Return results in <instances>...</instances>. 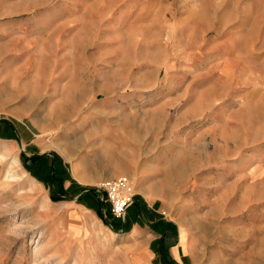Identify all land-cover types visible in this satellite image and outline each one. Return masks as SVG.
<instances>
[{"label": "rangeland", "instance_id": "1", "mask_svg": "<svg viewBox=\"0 0 264 264\" xmlns=\"http://www.w3.org/2000/svg\"><path fill=\"white\" fill-rule=\"evenodd\" d=\"M78 13L77 31L59 22ZM12 19L0 44V264H161L162 245L179 264H264V0H0V24ZM42 39L49 54L31 47ZM48 147L88 183L33 178L30 150ZM119 175L133 182L128 207L154 200L170 233L142 231L130 247L97 228L80 249L56 202L83 194L105 207L99 183Z\"/></svg>", "mask_w": 264, "mask_h": 264}, {"label": "crops", "instance_id": "2", "mask_svg": "<svg viewBox=\"0 0 264 264\" xmlns=\"http://www.w3.org/2000/svg\"><path fill=\"white\" fill-rule=\"evenodd\" d=\"M71 3V2H67ZM13 14L14 12H8ZM59 14V13H56ZM55 14V15H56ZM86 14V13H85ZM84 14V16H85ZM88 14V13H87ZM61 14L58 15V17ZM78 17L74 18L75 20L71 19H61L59 22L62 23V26H66L67 29H69L70 26L76 25V31L78 30V23L80 22V15L77 14ZM76 15V16H77ZM89 15V14H88ZM10 17V15L7 16V18ZM57 19L58 18H54ZM12 20H8L7 23L2 22L0 24V44H1V31L11 30V33L14 32V24H12ZM69 22H71V25H69ZM74 31V30H73ZM75 31V32H76ZM10 36V34L8 35ZM45 42L42 46L36 45L31 47H44V49H41L42 54H49L51 51V48L48 47V39L44 40ZM45 48L47 50H45ZM63 51L62 54H72L70 53L69 46L62 47ZM66 48V50H65ZM49 49V51H48ZM74 56V55H72ZM73 64H75L74 60L72 61ZM42 66L44 67V70H51L52 64L46 65L42 63ZM49 67V68H48ZM43 72V71H42ZM40 74V72H39ZM61 75H57L56 79H64L65 75L67 73H60ZM47 75V74H45ZM44 75V77H45ZM40 76V75H39ZM41 79V77H39ZM67 79L71 80L72 78L68 77ZM31 153L36 152L39 154L38 156H34V158H28L27 160L30 162L31 168L33 169L32 177L40 180L39 183L41 184V181H45L48 184L47 185H55L57 181H60L63 179V187L67 188L70 186H78V183L81 184H87L88 178L83 173L80 172L79 167L74 162H69L68 157H66L65 154H63L59 149L56 148H44L41 150H30ZM55 154V155H54ZM61 160H60V158ZM67 163V164H66ZM66 166L67 171L62 173L63 176L60 175V171H57V166ZM49 173V177L47 179V175ZM35 176V177H34ZM37 177V178H36ZM61 177V178H60ZM82 189H79V192ZM57 205L61 209V213L63 216L67 218L69 221V231L71 233L72 238L77 240V243L80 247V249L83 247L85 241L91 239V237L97 233V228H104L107 227V234L109 236V241L114 239H118V242H122L123 244H129L130 247H136L138 245V237L141 232H145L146 234H153L154 236H159V232L166 230L167 234L170 233L169 228L170 226L168 223L165 222V219L163 216H160L158 213L159 210L155 207H153L154 200L151 199H145L141 197L140 195H135L133 203L128 207L125 215L124 222H120L118 218L113 217L109 212V202L106 201V206L104 207V204L96 199L92 202H85V201H78L77 197L74 196L72 198L64 199V200H58ZM107 211L112 217L111 222H114L118 225L124 224L123 229L114 230L110 223L106 224L104 221L103 212ZM113 218V219H112ZM103 225V227H102ZM157 227V228H156ZM158 227H163L164 229L159 230ZM114 231L120 233V236L115 233ZM117 234L118 237L114 236V234ZM121 234H123L121 236ZM150 240V239H149ZM149 242V241H148ZM89 243H86L85 245H88ZM130 249L129 247H127ZM146 251L147 254H153V250L150 247V244L147 243L146 245ZM132 251V250H131ZM130 251V252H131ZM129 252V251H128Z\"/></svg>", "mask_w": 264, "mask_h": 264}, {"label": "built area", "instance_id": "3", "mask_svg": "<svg viewBox=\"0 0 264 264\" xmlns=\"http://www.w3.org/2000/svg\"><path fill=\"white\" fill-rule=\"evenodd\" d=\"M104 191L105 199L109 202V212L112 216L124 220L127 207L134 193L133 182L126 175L105 179L99 183Z\"/></svg>", "mask_w": 264, "mask_h": 264}, {"label": "trees", "instance_id": "4", "mask_svg": "<svg viewBox=\"0 0 264 264\" xmlns=\"http://www.w3.org/2000/svg\"><path fill=\"white\" fill-rule=\"evenodd\" d=\"M4 135L5 134H3L2 129L0 128V136H4ZM34 156H38V154L30 156V158H34ZM28 170L33 174V169L31 168V165L28 166ZM51 197L53 199H59V198L64 197V194H62V193H52ZM82 197H83V194H80L79 197H78V201L82 202L83 201ZM85 202H87V201H85ZM103 218H104L105 223L108 224V221H109L108 218L105 217V216ZM109 223L111 224V226L113 227L114 230L123 229L125 227L124 224L118 225V224H114V223H112L110 221H109ZM162 233H163V238H164V236H166V234H167V231L163 230ZM156 250H158V252H159V256H160L159 260L161 261V264H179V263H177L175 261V259L173 257H171V255L168 254L167 247H165L163 245L162 246H157Z\"/></svg>", "mask_w": 264, "mask_h": 264}]
</instances>
